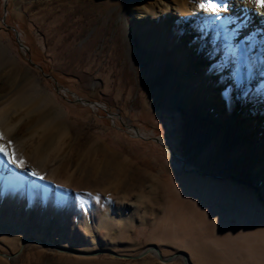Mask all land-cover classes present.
<instances>
[{
	"label": "rangeland",
	"instance_id": "rangeland-1",
	"mask_svg": "<svg viewBox=\"0 0 264 264\" xmlns=\"http://www.w3.org/2000/svg\"><path fill=\"white\" fill-rule=\"evenodd\" d=\"M236 1L0 0V143L27 167L0 155L23 183L0 179V264H264V49Z\"/></svg>",
	"mask_w": 264,
	"mask_h": 264
},
{
	"label": "bare ground",
	"instance_id": "bare-ground-1",
	"mask_svg": "<svg viewBox=\"0 0 264 264\" xmlns=\"http://www.w3.org/2000/svg\"><path fill=\"white\" fill-rule=\"evenodd\" d=\"M230 7L231 8L229 9L227 14H236L237 12H239V13L241 12L244 14V16L246 15V17H248L250 19L249 23L252 22V24H249L250 26L247 25L248 28L246 27V31L252 37V39H251V41H252L251 43H253L252 47H254L256 45L255 47L257 48V52L260 55L263 54L262 52L264 49V41L261 43L258 41V39H259V37H264V9L257 8L252 3H245L244 0H237L235 3H232ZM241 7H246L245 12L241 11ZM241 20H242V18H241ZM257 43H258V46H257ZM1 66H2V64H1ZM3 114L0 118V130H2L4 132L5 138H6V136L11 137L16 126H10V124H8L7 116L5 114L4 115ZM32 142H34V140H32ZM26 168L27 167H24L22 169H26ZM12 173H14L13 168L5 169V168L0 167V179L4 180V183L6 185H9L11 187L14 186L17 189V187H21L23 185V183L21 180H15L12 177H10L9 175ZM48 173H50L52 176L54 175L53 171H49ZM256 180H257L256 181L257 186L262 185L263 179L259 175L256 176ZM30 182H31V188L29 191L30 196H29V199L27 202L28 206L30 205V202H31V198H32L31 195H32L33 188H34L35 179L31 178ZM201 222L203 225L207 226L208 221L205 217L203 219H201ZM218 229H224V228L220 225L218 227ZM226 229H227V227H226ZM152 251L155 252L156 255H158L159 258H161L163 260V262H172V261L176 260L177 258H182L183 261L185 259L184 256H180V254L174 255L168 259H163L160 250L157 248H150L148 251L144 252L142 256H144V255H146ZM0 255L3 256L2 254H0ZM184 255L187 259V264H190L189 256H187L186 254H184ZM4 256H6V255H4ZM184 264H185V262H184Z\"/></svg>",
	"mask_w": 264,
	"mask_h": 264
},
{
	"label": "snow or ice",
	"instance_id": "snow-or-ice-1",
	"mask_svg": "<svg viewBox=\"0 0 264 264\" xmlns=\"http://www.w3.org/2000/svg\"><path fill=\"white\" fill-rule=\"evenodd\" d=\"M245 3H252L255 7L264 9V0H244ZM199 7L205 12H210L215 15L217 20L220 19L218 13L223 7L225 10L227 5H221L218 0H200ZM0 141H5V134L0 130ZM0 155L6 158L7 163L14 165L18 168L26 167V161L17 155V148L13 146V141L7 140L6 143H0ZM32 175L37 173L32 172ZM40 179H43L41 176ZM91 195V194H89Z\"/></svg>",
	"mask_w": 264,
	"mask_h": 264
},
{
	"label": "water",
	"instance_id": "water-1",
	"mask_svg": "<svg viewBox=\"0 0 264 264\" xmlns=\"http://www.w3.org/2000/svg\"><path fill=\"white\" fill-rule=\"evenodd\" d=\"M5 10H6V6H5ZM78 101H83V100H78ZM156 141H159L158 139H155ZM32 243H34V244H38V245H48V244H50V243H37V242H34V241H31ZM50 245H52V244H50ZM53 247H54V245H52ZM56 250H58V251H63V252H67V253H70V254H76V255H83V256H90V257H93V256H98V255H100V254H109V255H111V256H114V257H117V258H129V257H122V256H119V255H117V254H115V253H113V252H110V251H103V252H97V253H93V254H80V253H76V252H73V251H71V250H62V249H56ZM180 256H184V262H185V264H187V259H186V257H185V255L184 254H180Z\"/></svg>",
	"mask_w": 264,
	"mask_h": 264
}]
</instances>
